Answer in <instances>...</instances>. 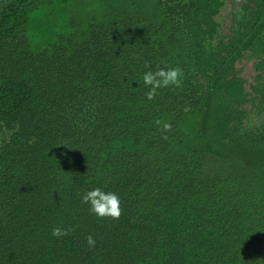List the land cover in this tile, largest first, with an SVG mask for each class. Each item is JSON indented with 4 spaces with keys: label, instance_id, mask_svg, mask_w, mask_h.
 Listing matches in <instances>:
<instances>
[{
    "label": "trees",
    "instance_id": "1",
    "mask_svg": "<svg viewBox=\"0 0 264 264\" xmlns=\"http://www.w3.org/2000/svg\"><path fill=\"white\" fill-rule=\"evenodd\" d=\"M0 264H264V0H0Z\"/></svg>",
    "mask_w": 264,
    "mask_h": 264
},
{
    "label": "clouds",
    "instance_id": "2",
    "mask_svg": "<svg viewBox=\"0 0 264 264\" xmlns=\"http://www.w3.org/2000/svg\"><path fill=\"white\" fill-rule=\"evenodd\" d=\"M147 68L148 65L146 64ZM181 70L178 67L158 68L155 71L147 70L142 73V82L148 88L147 97L151 99L158 88L167 87L169 85L179 86L181 83ZM165 129L169 126L164 125ZM82 203L88 205L90 214L97 218H118L120 216V198L113 191H105L102 187H94L86 190L80 197ZM68 229L57 226L52 229V235L60 238L66 235ZM87 245L92 248L95 246V240L91 234L86 237Z\"/></svg>",
    "mask_w": 264,
    "mask_h": 264
},
{
    "label": "rangeland",
    "instance_id": "3",
    "mask_svg": "<svg viewBox=\"0 0 264 264\" xmlns=\"http://www.w3.org/2000/svg\"><path fill=\"white\" fill-rule=\"evenodd\" d=\"M237 70L240 72V76L245 78L248 82L251 83L253 81L255 71L252 63H246V62L239 63L237 64Z\"/></svg>",
    "mask_w": 264,
    "mask_h": 264
}]
</instances>
